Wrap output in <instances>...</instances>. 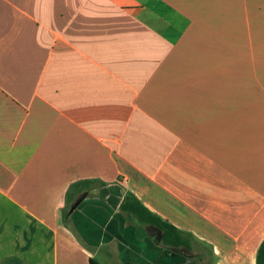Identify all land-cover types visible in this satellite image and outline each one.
<instances>
[{"label": "crops", "instance_id": "obj_1", "mask_svg": "<svg viewBox=\"0 0 264 264\" xmlns=\"http://www.w3.org/2000/svg\"><path fill=\"white\" fill-rule=\"evenodd\" d=\"M263 239L264 0H0V264H256Z\"/></svg>", "mask_w": 264, "mask_h": 264}, {"label": "trees", "instance_id": "obj_2", "mask_svg": "<svg viewBox=\"0 0 264 264\" xmlns=\"http://www.w3.org/2000/svg\"><path fill=\"white\" fill-rule=\"evenodd\" d=\"M93 183L94 180L86 179L76 181L69 185L66 191L67 205L63 216L67 214L74 195L76 193L88 190ZM119 208L127 217H129L134 222L141 225H151L158 228L161 231L162 242L164 244L174 247L188 246V240L185 237L184 232L151 212L131 192H126L125 196L122 198L119 204ZM255 261L256 264H264V239L261 241L257 248ZM88 264L101 263L94 258H89Z\"/></svg>", "mask_w": 264, "mask_h": 264}, {"label": "water", "instance_id": "obj_3", "mask_svg": "<svg viewBox=\"0 0 264 264\" xmlns=\"http://www.w3.org/2000/svg\"><path fill=\"white\" fill-rule=\"evenodd\" d=\"M79 201V199L71 206V208H70V210H72L74 207H75V205H76V203Z\"/></svg>", "mask_w": 264, "mask_h": 264}]
</instances>
